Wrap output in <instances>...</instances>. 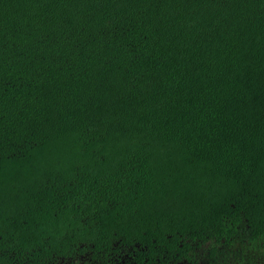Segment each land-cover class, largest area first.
<instances>
[{
	"label": "trees",
	"instance_id": "16d2710c",
	"mask_svg": "<svg viewBox=\"0 0 264 264\" xmlns=\"http://www.w3.org/2000/svg\"><path fill=\"white\" fill-rule=\"evenodd\" d=\"M0 264H264V0H0Z\"/></svg>",
	"mask_w": 264,
	"mask_h": 264
}]
</instances>
